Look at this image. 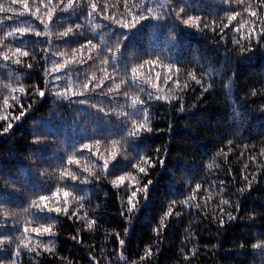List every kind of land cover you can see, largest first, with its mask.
Instances as JSON below:
<instances>
[{"label": "trees", "instance_id": "obj_1", "mask_svg": "<svg viewBox=\"0 0 264 264\" xmlns=\"http://www.w3.org/2000/svg\"><path fill=\"white\" fill-rule=\"evenodd\" d=\"M28 2L33 11L40 4V0ZM51 2L56 6L60 0ZM92 2L97 4L98 15L87 17L89 0H76L80 6L77 11L83 13L79 22L84 25L78 31L85 33L78 41L65 44L59 39V32L75 25L48 22L41 5L40 15L49 23V35L31 36V40L41 43L28 42L30 55L21 65L0 59V117H8L6 121L0 120V176L16 179L23 185L19 191H0V198H7L11 213L5 226L11 228L15 224L19 228L16 236L22 244L30 241L34 248L28 253L22 247L17 264H261L262 257L252 245L264 240V94H261L264 47L257 48L253 40V52L241 54L239 45L232 42L235 39L247 44L244 37L253 26L260 31V21L264 20L261 0H244L258 13L257 17H251L236 0H230L235 12L241 13L231 23L227 18L229 13L222 11L229 7L223 0H181L177 10L185 7L188 15L199 16V30L177 21V38L170 41L168 25L171 21L142 22L128 30L122 46L124 56L119 60L109 59L107 65L102 63L104 59L120 54L103 51L104 41H109V36L101 26L110 23L103 17L114 13L120 17L125 12V0ZM165 2L175 3L176 0H127L133 12L145 3L160 12L157 6ZM0 6L21 10V6H13L11 0H0ZM105 6L107 10L102 12ZM4 15L0 13V18ZM26 18L44 32L39 20L32 16ZM182 18L187 16L182 14ZM53 20H56L55 13ZM204 23L209 27L204 28ZM112 28L117 32L127 31L119 29L118 25ZM3 31L0 26V38ZM63 39L76 38L70 34ZM89 39L101 51L90 46L74 51ZM133 55L138 59H130ZM46 57H51L47 63ZM81 57L85 63H74ZM148 60L159 63L150 67L144 63ZM53 61H67V67L79 68L81 75L78 79L66 80L65 69L55 72ZM126 62V72L113 70L112 65L122 67ZM29 63L33 68H27ZM133 67L137 68L135 85L131 84ZM105 68L110 74L108 79H105ZM169 68L172 78L165 83ZM176 69H179L178 75ZM189 73L200 79L204 87L209 83L213 87L204 91ZM56 75H61V80L55 82L60 86L49 93L44 81L54 80ZM233 79L234 85H229V80ZM97 80L103 81L101 88L88 93L89 103L96 104L97 108H90L88 103H76L84 97L73 93L78 94L85 83L93 88ZM65 83L69 87L65 88ZM6 84L17 89L23 86L26 91L10 93ZM139 87L145 91H139ZM37 88L46 95L34 94ZM57 91L62 95L57 96ZM253 91H257V95H252ZM149 92L153 94L151 99ZM157 95L162 99L157 101ZM13 97L18 98V102L14 103ZM4 99H8V105L4 104ZM137 99L140 103L133 107V100ZM181 105L184 112L179 110ZM99 108L109 114L108 118L99 119L104 115ZM132 112L140 113L135 117L137 125L147 117L153 131L142 132L134 138L126 160L121 145L123 148L128 145L123 144L117 133L123 127L121 121L129 119L126 114ZM7 123L13 127L4 134L3 126ZM97 129L109 139L101 140L99 149L93 145L92 151H98V155L110 161L113 149L120 151L117 158L126 168L119 173L126 177L124 185L114 186L112 180L116 177L103 168V160L82 150L83 144L92 143L90 137ZM40 134L48 135L49 142L34 145V135ZM156 149L161 150L159 154ZM73 154L79 163L69 165L67 158ZM62 155L63 161L59 159ZM149 156L153 162L159 159L165 164L156 163L152 167L140 159ZM36 158L47 169V185L45 178L36 174L33 163ZM134 165L145 167L147 175ZM69 171L85 181L71 182L77 185L75 190L61 178L64 173L66 179ZM148 180L152 184L148 186L147 200L138 193L133 199L137 206L129 213L131 192L136 187L143 188ZM248 181H252L251 188L247 186ZM47 186L50 191L39 194L51 195L59 188L61 205L65 200L63 191L72 192V196L67 198V214H51L54 219L49 223L55 235L37 236L31 228L39 224L33 221L29 205L32 199L38 198L32 193ZM240 188L245 192L240 193ZM229 212L236 219L229 220ZM25 226L29 228L28 234H23ZM125 229L129 231L128 236ZM121 239L125 240L124 247L119 244ZM45 246L52 250L47 251Z\"/></svg>", "mask_w": 264, "mask_h": 264}, {"label": "snow or ice", "instance_id": "obj_2", "mask_svg": "<svg viewBox=\"0 0 264 264\" xmlns=\"http://www.w3.org/2000/svg\"><path fill=\"white\" fill-rule=\"evenodd\" d=\"M181 0H176L175 3H168L165 2L164 4H160L157 7L160 8L162 11L156 12V9H154L150 4H140L138 7V10L133 12L129 8L127 4V0H125L124 8L125 12L120 14V17H118L115 13L111 16L105 15L103 19L105 21H110V23L102 25L101 27L104 28L105 34L109 36V41H104V49L103 51H107L109 53H119L120 56H111L107 59H104L102 61L103 64L107 65L109 63V59H117L119 60L121 57L124 56V52H122V46H124V41H126L128 36V30L135 29L137 25H140L142 22H157V23H163L166 21H171V23L168 25V32L169 36L168 39L170 41H175L176 36V29L179 27L177 24V21H180L183 25L187 27H194L198 30L201 28V18L199 16H192L188 15L186 12L185 7H179L177 10L178 3H180ZM225 4H228L229 7L222 9V11H225L228 14V21L231 23L232 21L237 20V16L241 15L239 12H235V9L231 7L230 0H223ZM237 5H243L244 11L249 12L251 17H257L258 13L256 11L251 10V6L244 3V0H236ZM11 4L13 6L20 5L21 10H17L15 7H3L0 6V13H4V17L0 18V26H3V36L0 38V59H2L4 62L11 61L12 63L16 65H21L24 63V58L29 57L30 52L28 50V42L30 41L33 44H39L41 41L39 40H31V36L35 37H41L48 36L49 35V23L45 22V18L40 15L41 13V5L43 6V9L45 11V15L48 22L56 23L61 22V26L63 24L71 22L75 25V27H66L64 31L59 32L58 38L62 39L65 44L74 43L79 40V38L85 33L83 31H78L82 28H84V25L79 22L81 16L83 15L82 12H78L77 9L80 7L76 4V0H67V3H64V0H60L59 4L56 6L52 5L51 0H47L45 3L44 0H40V4H38L35 7V10L33 11L32 8L29 5L28 0H11ZM261 6L264 7V0H261ZM89 7L90 11L87 12V17H92L96 13L97 4L92 2V0H89ZM107 10V6L101 9L102 12ZM8 13H11V15H8ZM54 13L56 14V20H53ZM235 13V14H232ZM61 14H67V15H61ZM182 14L186 15L187 18H182ZM98 15V14H97ZM32 16L35 17L36 20H39L40 23L44 26V32L37 30L33 22L26 17ZM75 16L76 19L72 20L71 17ZM261 28L260 31L257 32L255 26H253L252 30L248 33L247 36L244 37L245 40H247V44H240V41L233 40L232 42L239 45V51L241 54L243 53H252L253 52V40H255V44L257 48L264 47V20L260 21ZM113 25H118L119 29L121 30H127V31H119L117 32L115 29L112 28ZM204 28L209 27L207 23L203 24ZM223 27L227 28L228 25H223ZM111 31L109 32L108 30ZM95 30V26L93 28V31ZM237 32L240 31L239 28L236 29ZM70 34L74 36L75 40H64L63 38L69 37ZM11 38V39H10ZM51 43V42H49ZM90 46L91 49L97 50L98 52L101 51V49H97V46L93 44L92 40H87L86 44H81L80 49H75L74 51H82L84 49H87ZM34 51V50H33ZM55 53H53V56ZM51 57L45 58V63H47ZM88 59H91L89 57ZM130 59H138V57H135L134 55ZM86 61L81 57L79 61H75L74 63L82 64ZM55 64L54 71L59 73L61 69H65L63 75L65 79H70L72 77L78 79L81 75V70L79 68H76L75 70L68 68L67 64L68 62L65 61L64 63H59L56 61H53ZM145 64H148L150 67L154 64H158L159 61H152L148 60L144 62ZM114 71H124L127 70V62L122 66L118 67L117 65H112ZM140 67H143V64L140 65ZM27 68L31 69L33 68L32 64H27ZM105 73V79L110 78V74L107 73V69L104 70ZM132 71V81L131 84L135 85L136 83V73L137 68L133 67L131 69ZM172 70L169 68V73L164 76V82L167 83L168 80L172 78ZM176 75L179 74V69H176ZM192 80L196 82V84L201 85V87L204 89V91H208L210 88L213 87L211 83L208 84L207 87H204V85L201 83L200 79H197L196 76L192 73H189ZM157 79L160 78V73H156ZM61 80V75H56L54 77V80H45L44 81V88L47 89L49 93L53 91L54 88H58L60 85L56 84L55 82ZM123 82V81H122ZM234 79L229 80V85H234ZM103 84L102 80H97L93 88H89V84L85 83L82 86L81 91L77 93H73V95H79L81 97H84L83 99H78L76 103L79 105H84L88 103V106L90 108H97V105L94 103H89L90 97L88 96V93H95V89L101 88ZM227 86V85H226ZM35 87V86H33ZM64 87L67 88L69 85L67 83L64 84ZM5 88L9 90L10 93H14L17 90L21 93H25V88L23 86L19 87L18 89L14 86H11L10 84H6ZM31 90V89H29ZM111 91V89H109ZM139 91L143 92L145 91L144 88L139 87ZM34 94H38L39 97H44L46 95L45 91L40 90L39 88L36 89ZM102 95L103 93H99ZM252 95H257V91H253L251 93ZM261 94H264V90H261ZM57 96H61L62 94L57 91ZM125 96H127V93H125ZM153 94L151 92L148 93L149 99H151ZM155 99L157 101L161 100L162 97L155 96ZM13 102H18V98L13 97ZM69 102L71 103L72 100L69 98ZM140 103V101L133 100V107H135L136 104ZM4 104L8 105V99H4ZM31 106H29V109ZM181 112H184L185 109L181 105L180 109ZM99 112L104 113L103 116L99 117L100 120H103L105 118H108L109 114L107 112H104L103 108L98 109ZM139 112H132L127 113V117L129 119H126L124 121H121L122 130L117 133L121 135V140L123 141V144L128 145L127 148H123V145H121V148L123 149L124 159H128V151L131 146V142L134 140V138L140 136V134L143 133H151L153 131L151 126H148V119L147 117L144 119V122L142 124L137 125L135 117L138 116ZM20 115L23 116L24 112L21 111ZM20 117H15V119H19ZM8 117H0V120H7ZM13 125L11 123H7L6 126H3V133L6 134L9 132L10 129H12ZM126 132V135L124 134ZM99 137V138H97ZM92 140V143H85L82 146V150H88L92 155L98 156L99 160H103V168L108 171L109 175L115 176L116 179L112 180V184L114 186H120L124 185L126 177L124 175H120L119 173L121 171H124L126 168H124L118 160V155H120V151L117 149H113L111 153V161L109 159L104 158L102 155H98L97 152H93V145L96 146L97 149H99V146L101 144V140H104L105 142L108 141L109 136L104 135L103 133L99 132L97 130H93V135L90 137ZM48 135H34L33 144L34 145H41L44 143H48ZM116 141H113V144H116ZM160 149H156V153H160ZM35 155V153H34ZM74 155L68 156L67 162L69 165L72 164H78L79 161L74 158ZM139 155V154H137ZM59 159L63 161L64 156H60ZM142 161L149 164L152 167H155L156 163H159L161 165L165 164L164 160H156L153 162L152 157L149 156L147 159L144 157H140ZM36 167V174L38 176H43L45 178V183L47 185L48 180V173L47 169L43 167V164L41 161L36 158V160L33 162ZM111 164V167H110ZM134 167H138V171L140 173H144L147 175V170L145 167H139L137 165H134ZM84 171H87V169H84ZM61 178L64 179L65 183H69L70 186L73 188V190L76 189L77 185L72 184L71 182L79 181L80 183H84L85 181L80 180V178L74 173V172H67L66 179L64 178V173H61ZM135 179V177H133ZM255 179V177H253ZM245 180H247V177H245ZM152 184L151 180L147 181V184L143 186V188L136 187V190L131 192V196L129 197L128 203L131 205L128 208V212L131 213L133 209L137 206L133 203V199L137 197L138 193H142L145 200L148 198V186ZM0 191H19L23 188V185L18 183L16 179H12L7 176H0ZM248 188L252 187V181H248ZM125 188H127V185H125ZM196 188L199 189L200 185L197 184ZM44 191H50V188L47 186L42 191L33 192V195H36L38 198L32 199L29 205V208L31 211V216L33 218V221L38 223L39 226L32 227L31 232L35 233L37 236H43L44 234H48L49 236H54L55 234L52 232V224L49 223L50 220L54 219V217L51 215L55 213L56 215H59L61 213L67 214L68 208H67V198L72 196V192L70 191H63V197L65 200L63 201V205H61L60 201V195L61 190L57 188L55 192H52L51 195H45V194H39V192ZM240 193H244L245 189L240 188L238 189ZM53 202L56 206H51V203ZM223 203L227 204L228 201H223ZM237 208H239V205H237ZM27 211V209L25 210ZM0 212L3 213V219L0 220V264H17V261H19L21 255H22V247L27 250L28 253H31L34 251V248L30 246L29 244H22V241H20V238L16 236V232L19 231V228L16 227L14 224L13 227L8 228L5 225H7L9 218L11 216L10 210L7 206V198L3 197L0 198ZM229 220L236 219L235 216H233L230 212L228 213ZM249 219H252V217H249ZM131 223V221H129ZM222 223V221H221ZM29 228L27 226L23 229V234H28ZM129 231L128 229H125V235L128 236ZM73 239H76V237H73ZM119 244L121 247L125 246V240L121 239L119 241ZM241 248L244 247V245H240ZM47 251H51V247L45 246ZM252 248L259 252V255L262 257L261 264H264V240H261L258 243H255L252 245ZM39 255V253H37ZM122 259V257H121Z\"/></svg>", "mask_w": 264, "mask_h": 264}]
</instances>
